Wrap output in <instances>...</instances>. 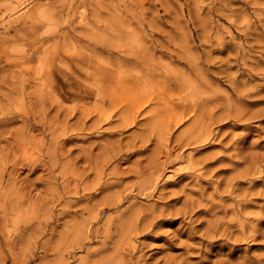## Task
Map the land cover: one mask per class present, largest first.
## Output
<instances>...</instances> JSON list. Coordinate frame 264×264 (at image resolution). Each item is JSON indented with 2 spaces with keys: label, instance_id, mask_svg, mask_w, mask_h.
Returning a JSON list of instances; mask_svg holds the SVG:
<instances>
[{
  "label": "rangeland",
  "instance_id": "rangeland-1",
  "mask_svg": "<svg viewBox=\"0 0 264 264\" xmlns=\"http://www.w3.org/2000/svg\"><path fill=\"white\" fill-rule=\"evenodd\" d=\"M0 264H264V0H0Z\"/></svg>",
  "mask_w": 264,
  "mask_h": 264
}]
</instances>
